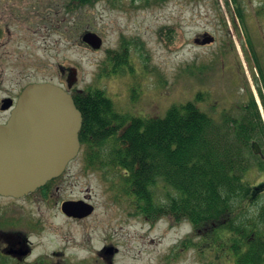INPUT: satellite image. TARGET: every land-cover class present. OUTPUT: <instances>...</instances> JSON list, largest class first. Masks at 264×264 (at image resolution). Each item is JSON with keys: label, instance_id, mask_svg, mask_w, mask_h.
<instances>
[{"label": "rangeland", "instance_id": "rangeland-1", "mask_svg": "<svg viewBox=\"0 0 264 264\" xmlns=\"http://www.w3.org/2000/svg\"><path fill=\"white\" fill-rule=\"evenodd\" d=\"M68 1L0 0V72L9 86L17 87L21 75L25 84L49 81L64 86L62 68H75L76 87L105 89L124 113L165 116L172 104L202 93L198 105L220 122L226 114L244 115L253 94L264 122V78L248 38L264 62V0H239L245 25L232 0H102L72 10L66 7ZM88 30L102 37L98 50L82 42ZM205 33L213 34L215 41L196 43ZM108 49L126 52L131 65L119 74L99 75ZM245 176L252 184L264 182V170L257 167ZM101 177L100 182H88L100 210L86 224L72 225L79 244L75 247L92 261L101 240L114 235L121 237L122 263L168 264L160 254L193 233V225L164 218L151 227L138 217L128 220V210L111 197ZM163 185L156 189L159 198L164 197ZM86 187L84 182V192ZM254 203L264 204V191ZM133 235H144L146 243ZM207 260L197 251L184 250L173 264Z\"/></svg>", "mask_w": 264, "mask_h": 264}, {"label": "trees", "instance_id": "trees-1", "mask_svg": "<svg viewBox=\"0 0 264 264\" xmlns=\"http://www.w3.org/2000/svg\"><path fill=\"white\" fill-rule=\"evenodd\" d=\"M97 1L102 0H69L66 7ZM232 1L244 23L239 0ZM248 38L264 78L262 56ZM107 52L99 75L129 64L121 49ZM74 98L83 112L81 140L88 151L100 153V168L128 171L114 199L123 195L128 201L134 192L137 214L190 221L202 236L197 253L208 259L205 264H264V204L254 203L264 182L252 184L245 176L251 167L264 170V156L252 149L253 140L264 147L263 117L253 94L244 115L226 114L220 122L198 105L202 93L172 104L165 116L121 112L105 89L93 85Z\"/></svg>", "mask_w": 264, "mask_h": 264}, {"label": "flooded vegetation", "instance_id": "flooded-vegetation-1", "mask_svg": "<svg viewBox=\"0 0 264 264\" xmlns=\"http://www.w3.org/2000/svg\"><path fill=\"white\" fill-rule=\"evenodd\" d=\"M73 73L75 68L63 67L64 86L49 81L25 84L21 75L17 87H11L5 82L4 71L0 72V264H136L121 262V237L114 235L101 240L92 261L75 247L79 244L74 240L72 225L86 224L100 210L88 182L93 178L100 182L102 175L114 198V189L126 184L128 171L100 168V153L88 151L83 144L82 127H78L83 112L77 103L74 107L70 102L83 89L73 84ZM17 144L25 149L15 151ZM122 196L114 200L128 210V220L138 217L151 227L164 218L177 223L171 215L154 220L137 214L134 192L128 201ZM132 238L144 244L147 241L144 235ZM152 241L161 243L156 238ZM199 244V232L195 230L160 255L173 264L180 252L197 251ZM141 252L132 259L137 260Z\"/></svg>", "mask_w": 264, "mask_h": 264}, {"label": "water", "instance_id": "water-1", "mask_svg": "<svg viewBox=\"0 0 264 264\" xmlns=\"http://www.w3.org/2000/svg\"><path fill=\"white\" fill-rule=\"evenodd\" d=\"M203 37L201 36H198L197 38H195V42L196 43H200V44H208V43H211L215 40V36L210 34V33H205L202 35ZM83 41L92 45L94 48H100L102 46V43H103V39L100 35H98L97 33L93 32V31H87L83 34V37H82ZM33 86V85H32ZM71 105H73L75 107V103L74 101L71 99ZM81 114V113H80ZM81 126V119L79 120V123H78V127ZM22 149H25V148H22L20 147L18 144L14 147V150L15 151H19V150H22ZM253 149L256 153H261V147L260 145L258 144V142L254 141L253 142ZM42 181H39L37 183V185L39 183H41Z\"/></svg>", "mask_w": 264, "mask_h": 264}]
</instances>
